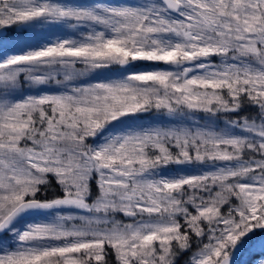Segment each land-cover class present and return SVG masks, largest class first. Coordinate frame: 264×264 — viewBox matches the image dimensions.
<instances>
[{
	"label": "snow or ice",
	"instance_id": "6c2138e0",
	"mask_svg": "<svg viewBox=\"0 0 264 264\" xmlns=\"http://www.w3.org/2000/svg\"><path fill=\"white\" fill-rule=\"evenodd\" d=\"M0 264H264V0H0Z\"/></svg>",
	"mask_w": 264,
	"mask_h": 264
},
{
	"label": "rangeland",
	"instance_id": "374dc122",
	"mask_svg": "<svg viewBox=\"0 0 264 264\" xmlns=\"http://www.w3.org/2000/svg\"><path fill=\"white\" fill-rule=\"evenodd\" d=\"M243 259H248V257H247V256H245V257H243Z\"/></svg>",
	"mask_w": 264,
	"mask_h": 264
},
{
	"label": "trees",
	"instance_id": "16d2710c",
	"mask_svg": "<svg viewBox=\"0 0 264 264\" xmlns=\"http://www.w3.org/2000/svg\"><path fill=\"white\" fill-rule=\"evenodd\" d=\"M12 31H14V30H12Z\"/></svg>",
	"mask_w": 264,
	"mask_h": 264
}]
</instances>
